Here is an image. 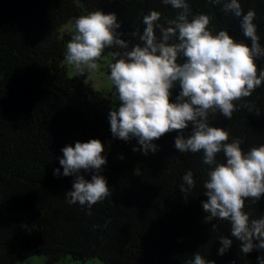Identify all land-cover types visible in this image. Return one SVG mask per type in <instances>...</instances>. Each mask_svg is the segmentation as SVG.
Listing matches in <instances>:
<instances>
[{
    "label": "trees",
    "instance_id": "trees-1",
    "mask_svg": "<svg viewBox=\"0 0 264 264\" xmlns=\"http://www.w3.org/2000/svg\"><path fill=\"white\" fill-rule=\"evenodd\" d=\"M189 3L193 12L211 17L209 27L226 28L235 39H244L237 18L219 5ZM240 3L245 11L255 10L264 45V0ZM97 9L115 12L121 31L129 34L143 29L141 18L150 10L162 17L174 15L161 0H0V200L10 211L0 209V264H18L26 250L46 256V264H60L66 256L105 264H184L197 251L215 264H257L261 253L245 256L236 240L217 255L218 238L229 235V224L213 221V229L203 221L201 177L206 166L200 154L179 153L173 147L175 131L155 141V153L133 152L135 139L112 136L108 107L91 84L68 75L62 62L71 35L62 34L61 27ZM257 65L264 66V60ZM245 99L261 114L240 109L230 120L219 113L209 120L226 129L230 139L240 137L246 151L264 144V82ZM93 138L105 145L107 163L101 174L111 196L87 215L78 204L64 202L74 177H54L53 169L62 172L58 157L63 146ZM189 169L197 183L186 197L178 185ZM245 210L251 218L264 213V195L256 203L246 200Z\"/></svg>",
    "mask_w": 264,
    "mask_h": 264
},
{
    "label": "clouds",
    "instance_id": "clouds-1",
    "mask_svg": "<svg viewBox=\"0 0 264 264\" xmlns=\"http://www.w3.org/2000/svg\"><path fill=\"white\" fill-rule=\"evenodd\" d=\"M161 3L170 6L174 15L162 17L150 10L141 18L143 29L135 28L130 34L121 31L115 12L97 9L74 17L64 61L75 76L86 79L98 70L105 50L115 49L107 64L112 86L107 119L112 136L125 142L135 139L138 147L132 151L147 155L157 151L156 140L175 131L173 147L181 154L199 153L206 166L201 177L206 197L200 202L203 221L213 229L222 221L229 224V235L218 238L217 255H223L236 240L240 253L246 256L255 250L261 253L257 264H264V213L251 218L245 210L246 200L256 203L264 195V144L245 151L240 137L230 139L226 129L209 120L217 113L230 120L240 109L261 114L245 99L264 82V66L257 65L264 60V45L257 34L255 10L245 11L240 0H207L237 18L244 37L237 40L226 28L209 27L211 17L193 12L189 0ZM104 151L99 139L76 141L60 149L62 172L53 169L54 177H74L64 202L78 204L87 215L92 214L93 205L111 196L101 174L107 163ZM87 174L90 179L85 178ZM180 179L178 187L187 197L197 183L193 171L186 170ZM184 264L215 261L197 251Z\"/></svg>",
    "mask_w": 264,
    "mask_h": 264
},
{
    "label": "rangeland",
    "instance_id": "rangeland-1",
    "mask_svg": "<svg viewBox=\"0 0 264 264\" xmlns=\"http://www.w3.org/2000/svg\"><path fill=\"white\" fill-rule=\"evenodd\" d=\"M72 20H69L66 24L61 27V33L65 35H71V23ZM111 59V55H104L98 61V70L91 74L89 78L84 76H75L72 69L66 65L63 60L62 65L66 68L67 73L70 77H78L82 79L84 82L90 83L91 86L98 93L100 99L104 102V104L109 108L112 105L111 101V85L107 79L108 70L107 64ZM0 209L5 213L9 214L10 211L6 207V205L0 200ZM47 257L44 255H38L34 250H26L22 253V258L18 262V264H46ZM60 264H105L97 258L87 260L86 262H79L73 260L70 256L64 257Z\"/></svg>",
    "mask_w": 264,
    "mask_h": 264
}]
</instances>
